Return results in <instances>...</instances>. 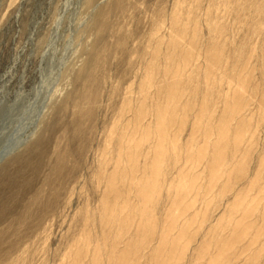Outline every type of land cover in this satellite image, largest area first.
<instances>
[{"label":"rangeland","instance_id":"obj_1","mask_svg":"<svg viewBox=\"0 0 264 264\" xmlns=\"http://www.w3.org/2000/svg\"><path fill=\"white\" fill-rule=\"evenodd\" d=\"M249 2L260 6V17L239 7L247 9ZM188 16L187 24L176 22ZM261 18L264 0H0V264H264V27L254 31L264 25ZM211 21L219 25V38ZM175 36L180 60L166 65ZM209 51L219 60L216 66L207 62ZM183 58L188 64L182 72ZM167 71L180 76L167 80ZM172 91L179 94L176 115L189 118L175 116L169 129L157 113L171 102ZM225 95L240 105L237 116L226 115L228 128L222 126L232 131L229 139L216 121L224 114ZM154 131L164 140L175 136L176 150L164 141L157 159ZM212 141L217 146L211 147ZM190 147L202 151L198 165L191 164ZM217 156L225 157L227 168L214 174L210 167ZM142 204L148 211L146 229L138 225ZM228 209L234 217L221 216ZM222 248L230 251L223 255Z\"/></svg>","mask_w":264,"mask_h":264},{"label":"bare ground","instance_id":"obj_2","mask_svg":"<svg viewBox=\"0 0 264 264\" xmlns=\"http://www.w3.org/2000/svg\"><path fill=\"white\" fill-rule=\"evenodd\" d=\"M216 1H217V0H216ZM224 1H225V0H224ZM229 3H230V2H229ZM249 3H250V2H249ZM223 4L225 5V7L228 6V5H226V3H223ZM195 6H196V1H195ZM249 6H250V7H248L247 9H246V8L244 9L243 6H239V7H240L241 9H243L244 12H246V10H247V11L249 12V14H250V13H253V14L255 13V14L257 15V18L260 17V15L262 14V11H261L260 6H258L257 4L255 5V3H252V4L250 3ZM183 7H184V6H183ZM222 7H223V6H222ZM229 7H231V6L229 5ZM227 8H228V7H227ZM233 8H234V6H233ZM212 9H213V8H212ZM219 9H220V8H219ZM238 9H239V8H238ZM183 10H184V9H183ZM177 11H179V10H177ZM181 11H182V10H181ZM185 11H186V10H185ZM187 11H188V9H187ZM188 12H189V11H188ZM193 12H194V11H193ZM196 12H197V11H196ZM180 13H181V12H180ZM191 13H192V12H191ZM181 14H182V13H181ZM183 14H184V13H183ZM242 15H243V14H242ZM190 16H192V14H190ZM205 16H206V15H205ZM249 17L251 18V16H249ZM182 20H183V19H182ZM188 20H189V16H188L185 20H183V21H180V20H177V21L175 20V21H176L177 23H183V24L185 25V24H187V21H188ZM237 20H238V19H237ZM248 20H249V18H248ZM258 20H259V19H258ZM160 21H161V19H160ZM190 21H191V20H190ZM240 21H241V20H240ZM245 21H246V20H245ZM261 21L264 22V21L262 20V18H261ZM211 22L215 24V25H212V26H213L212 28H213V30H215V31L217 32V34H218L217 36H218V38H219V37L221 36V35H220L221 32H219V29H220V28H219V25H217V22H215V21H211ZM257 22H258V21H257ZM262 22H261V23H262ZM173 23H174V22H173ZM247 23H248V22H247ZM259 23H260V22H258V25H259ZM209 24H210V23H209ZM243 24H244V23H243ZM263 24H264V23H263ZM159 25H160V24H159ZM245 25H248V24L245 23ZM208 27H209V26H208ZM245 27H246V26H245ZM253 27H254V26H253ZM262 27H264V25H259V26H257V27L254 28V31H257V32H258L259 30H262ZM174 28H175V26H174ZM197 28H198V27H197ZM156 29H157V28H156ZM195 29H196V28H195ZM252 29H253V28H252ZM157 30H158V29H157ZM223 30H224V29H223ZM226 30H228V29L226 28L225 31H226ZM169 31H170V30H169ZM254 31H253V32H254ZM263 31H264V30H263ZM263 31H261V32L264 33ZM191 32H192V31H191ZM179 33H180V32H179ZM188 33H189V32H188ZM254 33H255V32H254ZM248 34H249V33H248ZM214 35H215V34H214ZM260 35H261V34H260ZM152 36H153V35H152ZM262 36H263V35H262ZM262 36H261V38H262ZM249 37H250V36H249ZM150 38H151V37H150ZM154 38H155V37H154ZM163 38H164V37H163ZM151 39H152V38H151ZM155 39H156V38H155ZM262 39H263V38H262ZM149 40H150V39H149ZM224 40H225V39H224ZM260 40H261V39H260ZM150 41H151V40H150ZM148 42H149V41H148ZM179 42H180V37H179V36H175V37L172 38V40H171L172 51H171V53L167 54L166 57H165V64H166V65L171 64V63L173 62V60L177 57L176 54H175V49H176V47L178 46ZM213 42H214V41H213ZM189 43H190V42H189ZM189 43H188V44H189ZM194 43H195V42H194ZM222 43H223V41H222ZM186 44H187V43H186ZM186 44H185V45H186ZM201 44H202V43H201ZM198 45H199V44H198ZM245 45H246V43H245ZM154 46H155V45H154ZM166 46H167V44H166ZM166 46H165V47H166ZM186 46H187V45H186ZM188 46H189V45H188ZM198 47H199V46H198ZM153 48H154V47H153ZM170 48H171V47H169V49H170ZM196 48H197V47H196ZM228 48H229V47H228ZM151 49H152V48H151ZM190 49H191V48H190ZM190 49H189V50H190ZM197 49H198V48H197ZM191 50H192V49H191ZM198 50H200V49H198ZM181 51H182V50H181ZM201 51H202V50H201ZM263 51H264V50H263ZM182 52H183V51H182ZM182 52H181V53H182ZM188 52H189V51H188ZM237 52H238L239 56H240V54L242 53L241 50H240V51L238 50ZM178 53L180 54V52H178ZM184 53H186V52H184ZM202 53H203V52H202ZM214 54H215V53H213L212 51H209V53H208V55H207V58H208V59H207V60H208L207 62H209L210 60H212V61H210V62L213 63V64H212L213 66H216L217 58H216V61H215V59H213V58H215V57H214ZM236 54H237V53H236ZM185 56H186V55H185ZM197 56H200V54L197 55ZM158 57H159V56H158ZM161 57H162V56H161ZM204 57H205V56H204ZM216 57H217V56H216ZM223 57H224V56H223ZM241 57H242V56H241ZM180 58H181V57H180ZM189 58H190V61H191L192 57H188V60H189ZM202 58H203V57H202ZM220 58H221V57H220ZM230 58H231V57H230ZM151 59H152V57H151ZM153 59H154V58H153ZM176 59H177V58H176ZM184 59H186V58H183V61H184ZM197 59H199V58H197ZM200 59H201V57H200ZM242 59H243V58H242ZM161 60H162V59H161ZM178 60H180V59H177V61H178ZM193 60H194V59H193ZM203 60H204V59H203ZM203 60H202V61H203ZM205 60H206V59H205ZM197 61H198V60H197ZM218 61H219V60H218ZM218 61H217V63H218ZM220 61H221V60H220ZM222 61H223V60H222ZM157 62H158V61H157ZM179 62H180V61H179ZM179 62H178V64H180ZM186 62H188V61H186ZM231 62H232V61H231ZM239 62H241V61H239ZM182 63H183V62H182ZM184 63H185V61H184ZM184 63L182 64V66H183V67H182V72L186 70V68H187V64H188V63H185V64H184ZM192 63H195V61H193ZM241 63H242V62H241ZM148 64H149V63H148ZM157 64H158V63H157ZM157 64H156V65H157ZM195 64H196V68H197V67H198V66H197V63H195ZM198 64H199V63H198ZM208 64H210V63H208ZM208 64L206 65V68H207ZM227 64H229V63H227ZM154 65H155V63L153 62V64H151L149 68L153 69V66H154ZM172 65H173V64H172ZM189 65H190V64H189ZM157 66H158V65H157ZM178 66H179V65H178ZM178 66H177V67H178ZM203 66H205V64H204ZM209 66H210V65H209ZM213 66H211V67H213ZM190 67H191V65H190ZM192 67H193V66H192ZM194 67H195V66H194ZM194 67H193V68H194ZM178 69H179V68H178ZM207 69H208V68H207ZM207 69H206V70H207ZM210 69H211V68H210ZM212 69H213V68H212ZM215 69H216V68H215ZM189 70H190V69H189ZM191 70H192V69H191ZM194 70H195V69H194ZM199 70H200V69H198V72H197V71H196V72L199 73ZM204 70H205V69H204ZM243 70H244V69H243ZM171 71H174V70H171ZM212 71H213V70H212ZM222 71H223V70H222ZM228 71H229V70H228ZM232 71H233V70H232ZM232 71H231V72H232ZM235 71H236V70H235ZM178 72H179V71H178ZM153 73H155V72L153 71ZM161 73H162V72H161ZM173 73H174V74H173ZM173 73H172V72L169 73V71L165 72V78H166L167 80H168V79L171 80V78H174L176 75H178L177 73L175 74V72H173ZM187 73H188V72H187ZM193 73H194V72H193ZM233 73H235V72H233ZM233 73H232L231 75H233ZM181 74H182V73H181ZM184 74H185V73H184ZM184 74H183V75H184ZM195 74H196V73H195ZM204 74H205V73H204ZM220 74H221V73H220ZM187 75L189 76L190 74H187ZM191 75H192V74H191ZM208 75H209V74H207V76H208ZM162 76H163V75H162ZM178 76H180V75H178ZM223 76H224V75H223ZM233 76H234V75H233ZM237 76H238V75H237ZM146 77H147V76H146ZM193 77H194V76H193ZM161 78H162V77H161ZM175 78H176V77H175ZM215 78H216V77H215ZM227 78H228V77H227ZM232 78H233V77H232ZM245 78H246V77H245ZM144 79H145V78H144ZM159 79H160V78H159ZM166 79H165V80H166ZM180 79H181V78H180ZM141 80H142V79H141ZM156 80H157V79H156ZM170 80H169V81H170ZM178 80H179V78H178ZM178 80L176 81L177 83H178ZM189 80H191V77H189ZM215 80H217V79H215ZM221 80H222V79H220L219 81L221 82ZM238 80H239V78H238ZM151 81H152V76H149L148 79H147V83L150 84ZM158 81H159V80H158ZM161 81H162V79H161ZM182 81H183V80H182ZM224 81H225V80H224ZM224 81H223V82H224ZM232 81H233V80H232ZM232 81H231V82H232ZM166 82H167V81H166ZM197 82H198V81H197ZM157 83H158V82H157ZM164 83H165V82H164ZM174 83H175V82H174ZM181 83H182V85L184 86V84H185L186 82H185L184 84H183V82H181ZM201 83H202V82H201ZM221 83H222V82H221ZM237 83H238V82H237ZM246 83H247V82H246ZM155 84H156V83H155ZM187 84H188V83H187ZM214 84H215V83H214ZM217 84H218V83H217ZM217 84H216V85H217ZM160 85H161V84H160ZM163 85H164V84H163ZM166 85H167V84H166ZM189 85H190V84H189ZM192 85H193V84H192ZM221 85H222V84H221ZM221 85H220V86H221ZM226 85H227V84H226ZM234 85H235V83H234ZM139 86H140V85H139ZM152 86H153V85H152ZM158 86H159V85H158ZM169 86H170V85H169ZM203 86H204V85H203ZM246 86H247V84H246ZM175 87H176V83H175ZM201 87H202V86H201ZM206 87H208V86H206ZM206 87H205V88H206ZM139 88H140V87H139ZM168 88H169V87H168ZM171 88H172V87H171ZM176 88H177V87H176ZM191 88H192V86H191ZM194 89H196V88H194ZM201 89H202V88H201ZM139 90H140V89H139ZM141 90H142V88H141ZM153 90H154V89H153ZM189 90H190V89H189ZM210 90H211V88H210ZM231 90H232V89H231ZM242 90H243V88H242ZM179 91H180V90H179ZM195 91H196V90H195ZM202 91H203V90H202ZM150 92H151V91H150ZM168 92H169V91H168ZM191 92H192V91H191ZM193 92H194V90H193ZM206 92H207V91H206ZM228 92H230V91H228ZM164 93H165V92H164ZM189 93H190V91H189ZM221 93H222V92H221ZM235 93H236V94H237V93H238V94L241 93V88L237 86V89L235 90ZM129 94H130V93H129ZM195 94H196V92H195ZM200 94H202V93H199V95H200ZM224 94H226V93H224ZM244 94H245V93H244ZM244 94H243V95H244ZM133 95H134V94H133ZM140 95H141V92H140L139 96H140ZM150 95H151V94H150ZM211 95H212V94H211ZM221 95H222V94H220V96H221ZM229 95H230V94H229ZM231 95H232V94H231ZM157 96H159V95H157ZM161 96H162V95H161ZM168 96H169V93H168ZM178 96H179V94H178L177 92L172 91V92L170 93V96H169L171 102H169V103L166 104L165 106H162V108H158L159 112L156 111V110L154 109V111H155V112H158L157 114H159L160 117L162 118V123L164 122L163 125H165V126L168 125V127H169V125L173 124V123H174V122H173L174 120L172 121V119H173L175 116H178V115H176V113H177V114L179 113V112L177 111V103H178V98H177V97H178ZM183 96H184V94H183ZM183 96H182V97H183ZM191 96H192V95H191ZM200 96L203 97V94L200 95ZM237 96H239V95H237ZM164 97H165V96H164ZM196 97H197V96H196ZM196 97H195V99H196ZM207 97H208V96H207ZM233 97H234V96H233ZM146 98H147V97H146ZM146 98H145V99H146ZM158 98H159V97H158ZM169 98H168V99H169ZM217 98H218V97H217ZM225 98H226L227 100L225 101V99H224V97H223L224 100H223V99H222V100L225 101V102H224V103L222 102V103L224 104V108H223V109H224V112H223L224 114H223V115H225L226 120L223 118V115H221V116H220V121H218V120H216V121H217V122H220L219 127L222 129V130H221V133H222L223 135L225 134V137L228 138L229 135H231V132H232V131H231L230 134H229V132H228L227 129H223V128H222L223 123H225V128H226V127H227V124L229 123V118H227L226 115H230L231 117H233V116H237L238 113H239V111H240V105H239V103H236V102L234 101V99L232 100V99L229 98V97L227 98L226 95H225ZM143 99H144V98H143ZM176 99H177V100H176ZM181 99H182V98H181ZM188 99H190V97H188ZM188 99H186V101H187ZM204 99H205V98H204ZM207 99H208V98H207ZM219 99L221 100V98H219ZM242 99H243V97H242ZM249 99H250V98H249ZM251 99H252V98H251ZM133 100H134V99H133ZM141 100H142V98H141ZM179 100H180V99H179ZM183 100H185V99L183 98ZM183 100H181L182 103H183ZM193 100H194V99H193ZM145 101H146V100H145ZM188 101H189V100H188ZM191 101H192V100H191ZM202 101H203V100H202ZM216 101H217V100H216ZM244 101H245V100H244ZM135 102H136V101H135ZM137 102H138V101H137ZM151 102H152V101H151ZM203 102H204V101H203ZM210 102H211V100H210ZM218 102H219V101H218ZM245 102H246V101H245ZM245 102H244V103H245ZM131 103H132V102H131ZM131 103H130V104H131ZM133 103H134V102H133ZM185 103H186V102H185ZM201 103H202V102H201ZM205 103H206V101H205ZM205 103H204V104H205ZM242 103H243V102H242ZM127 104H128V103H127ZM138 104H139V103H138ZM138 104H137V105H138ZM145 104H146V103H145ZM187 104H188V103H187ZM194 104H195V103H194ZM198 104L200 105V103H198ZM209 104H210V103H208L207 106H209ZM214 104H215V103H214ZM128 105H129V104H128ZM134 105H135V104H134ZM134 105H133V107H132V110L134 109ZM137 105H136V106H137ZM148 105H149V104H148ZM150 105H152V104H150ZM156 105H157V104H156ZM160 105H161V104H160ZM188 105H189V104H188ZM192 105H193V104H192ZM152 106H153V105H152ZM183 106H184V104H183ZM185 106H186V105H185ZM190 106H191V105H190ZM190 106H189V107H190ZM210 106H211V105H210ZM137 107H138V106H137ZM139 107H140V106H139ZM143 107H144V106H143ZM179 107H180V106H179ZM196 107H197V106H196ZM199 107H201V106H199ZM222 107H223V106H222ZM128 108H130V107H128ZM149 108H151V110H152V107H149ZM149 108L147 107L148 110H149ZM154 108H155V106H154ZM186 108H187V107H186ZM186 108H185V109H186ZM214 108H215V107H214ZM143 109H144V108H143ZM183 109H184V107H183ZM198 109H199V108H198ZM206 109H208V108H206ZM210 109H211V108H210ZM210 109H208V111H209ZM223 109H221V110H223ZM144 110H146V109H144ZM148 110H147V111H148ZM178 110H179V109H178ZM199 110H200V109H199ZM124 111H125V109H124ZM138 111H139V109H138ZM147 111H146V112H147ZM186 111H187V110H186ZM188 111H189V110H188ZM201 111L205 114V108H204V105H203V107L201 108ZM129 112H130V111H129ZM155 112H154V113H155ZM193 112H194V110H193ZM196 112H198V111L196 110ZM199 112H200V111H199ZM220 112H221V111H220ZM149 113H151V112H149ZM183 113H184V112H182V114H181L182 116H181V115H179V116H181V118L183 117V115L187 117V115H185V114H183ZM209 113H210V112H209ZM209 113H208V114H209ZM152 114H153V111H152ZM157 114L154 115L156 118L158 117V116H156ZM179 114H180V113H179ZM189 114H190V113H189ZM194 114H196V113H194ZM208 114H206V117H207ZM212 114H213V113H212ZM215 114H217V113H215ZM132 115H133V114H132ZM125 116H126V115H125ZM146 116H147V115H146ZM148 116H149V115H148ZM179 116H178V117H179ZM188 116H189V115H188ZM209 116H210V115H209ZM198 117H199V116H198ZM201 117H202V116H201ZM206 117H205V118H206ZM240 117H241V116H240ZM123 118H125V117H123ZM123 118H121V120H122ZM151 118H152V115H151ZM158 118H159V117H158ZM175 118H176V117H175ZM175 118H174V119H175ZM188 118H189V117H187L186 119H188ZM192 118H193V117H192ZM216 118H217V116H216ZM118 119H119V118H118ZM128 119H130V118H128ZM149 119H150V118H149ZM179 119H180V118H179ZM182 119H183V118H182ZM186 119L184 118L185 122H188V120L186 121ZM214 119H215V118H214ZM218 119H219V118H218ZM237 119H238V118H237ZM133 120H134V118H133ZM145 120H147V119H145ZM192 120H193V119H192ZM205 120H206V119H205ZM151 121H152V120H151ZM151 121L148 122V123H151ZM153 121H154V120H153ZM156 121L159 122V121H161V120H158V119H157ZM180 121H181V120H180ZM194 121H196V119H194ZM202 121H203V120H202ZM202 121L200 120L201 123H202ZM213 121H214V120H213ZM235 121H236V120H235ZM237 121H238V120H237ZM240 121H241V119H240ZM154 122H155V121H154ZM171 122H172V123H171ZM175 122H176V120H175ZM178 122H179V121H178ZM182 122H183V121H182ZM196 122H197V121H196ZM196 122H195V124H196ZM203 122H205V121H203ZM211 122H212V121H211ZM211 122H209V123H211ZM214 122H215V121H214ZM232 122H233V121L230 120V123H232ZM160 123H161V122H160ZM162 123H161V124H162ZM165 123H166V124H165ZM188 123H189V122H188ZM201 123H200V124H201ZM119 124H120V123H119ZM121 124H122V122H121ZM143 124H144V123H143ZM156 124H157V123H156ZM174 124H175V123H174ZM181 124H182V123H181ZM190 124H192V123L190 122ZM198 124H199V123H198ZM202 124H203V123H202ZM204 124H205V123H204ZM204 124H203V125H204ZM212 124H213V123H212ZM144 125H145V124H144ZM153 125L155 126V124H153ZM159 125H160V124H158V126H159ZM182 125H183V124H182ZM205 125H206V124H205ZM208 125H210V124H208ZM117 126H118V124H117ZM130 126H131V125H130ZM149 126H150V125H149ZM149 126H148V127H149ZM173 126H175V125H173ZM176 126H177V125H176ZM183 126H184V125H183ZM193 126H194V125H193ZM211 126H215V125L213 124V125H211ZM113 127H114V126H113ZM119 127H120V126H119ZM119 127H118V128H119ZM128 127H129V126H128ZM166 127H167V126H166ZM177 127H178V126H177ZM191 127H192V126H191ZM194 127H195V126H194ZM206 127H207V126H206ZM209 127H210V126H209ZM209 127H207V129H206V128H203V129H204V130H209V129H208ZM162 128H164V127H162ZM171 128H172V127H169V129H171ZM214 128H215V127H214ZM227 128H228V127H227ZM111 129H112V128H111ZM115 129H116V128H115ZM140 129H141V127H140ZM142 129H143V128H142ZM146 129H148V128H146ZM178 129H179V128H178ZM116 130H117V129H116ZM123 130H124V129H123ZM150 130H151V129H150ZM212 130H213V129H212ZM216 130H217V129H216ZM216 130H215V131H216ZM230 130H231V127H230ZM137 131H138V130H137ZM165 131L167 132L168 129H166ZM172 131H173V130H172ZM192 131H193V130H192ZM217 131H218V130H217ZM117 132H118V131H117ZM122 132H123V131H122ZM122 132H121V134H122ZM132 132H133V130H132ZM143 132H144V129H143ZM154 132H156V131H154ZM154 132H152L153 135H154L153 138H154V142H156V146H157V147H156V150L154 151V154L156 155L155 157H156L157 159H159V158L161 157V155H162V151L164 150V149H163V148L165 147V146L163 147V143H164V141H167V142H168V145L171 146V148L173 149V151L176 150V147H177V144H178V143H177V144L174 143L173 140H174V138H176L174 135H173L174 138H172L173 140H168V139H167V140H166V139L164 140V134H160V133L158 134V132H156V134H154ZM160 132L162 133V131H160ZM163 132H164V131H163ZM168 132H171V131L169 130ZM197 132H198V131H197ZM126 133H127V132H126ZM133 133H134V132H133ZM146 133H147V132H146ZM200 133H201V132H200ZM203 133H205V132H203ZM209 133H210V132H209ZM115 134H116V132H115ZM143 134H144V133H143ZM148 134H149V133H148ZM168 134H169V133H168ZM198 134H199V133H198ZM201 134H202V133H201ZM211 134H212V133H211ZM217 134H218V133H217ZM233 134H234V133H233ZM122 135H123V134H122ZM126 135H127V134H126ZM134 135H135V134H134ZM138 135H139V133H138ZM146 135H147V134H146ZM150 135H151V134H150ZM171 135H172V134H171ZM175 135H176V134H175ZM214 135H215V134H214ZM151 136H152V135H151ZM167 136H168V135H167ZM173 136H170V134H169V138H170V137H173ZM237 136H238V135H237ZM121 137H123V136H121ZM131 137H132V136H131ZM136 137H137V135H136ZM136 137H135V138H136ZM140 137H141V135H140ZM149 137H150V136L148 135V138H149ZM202 137H203V136H202ZM202 137H200V138L202 139ZM230 137H231V136H230ZM144 138H145V136H144ZM166 138H168V137H166ZM188 138H189V137H188ZM190 138H191V137H190ZM198 138H199V137H198ZM198 138H197V139H198ZM142 139H143V137H142ZM150 139H151V137H150ZM170 139H171V138H170ZM176 139H177V138H176ZM192 139H193V138H192ZM204 139H205V138H204ZM216 139H217V138H216ZM219 139H220V138H219ZM228 139H229V138H228ZM117 140H119V139H117ZM146 140H147V139H146ZM188 140H189V139H188ZM193 140H194V139H193ZM207 140H208V139H207ZM119 141H120V140H119ZM121 141H123V140H121ZM121 141H120V142H121ZM126 141H127V140H126ZM135 141H136V139H135ZM140 141H141V140H140ZM149 141H150V140H149ZM195 141H197V140H195ZM205 141H206V140H205ZM117 142H118V141H117ZM132 142H133V141H132ZM141 142H142V141H141ZM144 142H145V140H144ZM150 142H151V141H150ZM150 142H148V143L150 144ZM207 142H208V141H207ZM216 142H217V141H216ZM216 142H215V144H216ZM122 143H123V142H122ZM130 143H131V142H130ZM192 143H194V141H193ZM227 143H228V140H227ZM116 144H117V143H116ZM120 144H121V143H120ZM124 144H125V142H124ZM132 144H133V143H132ZM142 144H143V142H142L140 145H142ZM164 144H165V143H164ZM187 144H188V143H187ZM196 144H197V143H196ZM196 144H194V145H196ZM206 144H207V143H206ZM209 144H210V143H209ZM209 144H207V146H208ZM211 144H213V141H212ZM215 144H213V146H211V147H214ZM222 144H223V143H222ZM146 145L148 146V144H146ZM151 145H152V144H151ZM151 145H150V146H151ZM184 145H185V144H184ZM184 145H183V147H184ZM197 145H199V144H197ZM197 145H196V146H197ZM228 145H230V144H228ZM121 146H122V145H120V147H121ZM136 146H137V145H136ZM152 146H153V145H152ZM166 146H167V144H166ZM181 146H182V144H181ZM200 146H201V145H200ZM216 146H217V144H216ZM120 147H119V148H120ZM134 147H135V146H134ZM153 147H154V146H153ZM208 147H209V146H208ZM142 148H144V150H145L146 147L144 146V147H142ZM147 148H150V147H147ZM190 148H191V147H190ZM190 148H189V149H190ZM192 148H194V147H192ZM192 148H191V153L193 152V151H192V150H193ZM228 148H229V146H228ZM122 149H123V148H122ZM165 149H166V148H165ZM213 149H214V148H213ZM213 149H212V150H213ZM217 149H218V148H217ZM217 149H215V150H216V151H219V150H217ZM238 149H239V148H238ZM244 149H245V148H244ZM149 150H150V152H151V149H149ZM182 150H183V148H182ZM230 150H231V149H230ZM236 150H237V149H236ZM236 150H235V151H236ZM112 151H113V150H112ZM121 151H122V150H121ZM126 151H127V150H126ZM170 151H171V149H170ZM185 151H186V149H185ZM185 151H184V153H185ZM216 151H215V153H216ZM227 151H228V149H227ZM235 151H234V152H235ZM240 151H241V150H240ZM142 152H143V150H142ZM144 152H145V151H144ZM150 152H149V155L151 154ZM166 152L169 153V150H167ZM166 152H165V153H166ZM171 152H172V151H171ZM194 152H195V151H194ZM194 152H193V154H194ZM231 152H232V150H231ZM114 153H115V152H114ZM121 153H122V152H121ZM135 153H136V152H135ZM146 153H148V152H146ZM146 153H145V154H146ZM201 153H202V151H201V152H195V154H194V159H190V160H192V163H191V164L195 165V164H197V162H198V163L200 162V160H199V156L202 155ZM227 153H228V152H227ZM238 153H239V151H238ZM261 153H262V152H261ZM132 154H133V152H132ZM132 154H131V155H132ZM172 154H173V153H172ZM193 154H192V155H193ZM206 154H207V152H206ZM216 154H217V153H216ZM216 154H214V155H216ZM228 154L230 155V153H228ZM228 154H227V155H228ZM106 155H107V154H106ZM125 155H126V154H124V157H125ZM179 155H180V154H179ZM181 155H182V153H181ZM212 155H213V153H212ZM214 155H213L212 157H214ZM225 155H226V154H225ZM227 155H226V156H227ZM259 155H260V154H259ZM263 155H264V154H263ZM137 156H138V155H137ZM167 156H168V155H167ZM167 156H165V157L167 158ZM173 156H174V155H173ZM206 156H207V155H206ZM206 156L204 155L203 158H205ZM261 156H262V155H261ZM134 157H135V156H134ZM148 157H149V156H148ZM165 157H162V158L165 159V163H166V158H165ZM182 157H183V156H182ZM182 157H181V158H182ZM186 157H188V156H186ZM186 157H183V158H185V160H186V159H187ZM235 157H236V156H235ZM263 157H264V156H263ZM108 158H109V157H108ZM122 158H123V157H122ZM168 158H169V157H168ZM207 158H208V159H211L210 157H207ZM217 158L219 159V161H218V162L214 161V163H213L212 166L210 167V171H211V173H214V174H217V171H218L219 168H225V167L227 168V166H225V163H226V162L223 161V159H225V157H224L223 159H221L220 157L217 156ZM226 158L228 159V157H226ZM229 158H230V157H229ZM232 158H233V157H232ZM110 159H111V157H110ZM110 159H108V160H110ZM136 159H137V158H136ZM140 159H141V158H140ZM227 159H226V161H227ZM260 159H261V158H260ZM106 160H107V159H106ZM112 160H113V159H112ZM121 160H122V159H121ZM147 160H148V159H147ZM202 160H203V159H202ZM214 160H215V159H214ZM230 160H231V159H230ZM119 161H120V160H119ZM124 161H125V160H124ZM142 161H143V160H142ZM163 161H164V160H163ZM167 161H168V160H167ZM104 162H105V160H104ZM115 162H116V161H115ZM125 162H126V161H125ZM140 162H141V161H140ZM156 162H157V161H156ZM202 162L204 163V161H202ZM211 162H213L212 159H211L210 163H211ZM231 162H232V161H231ZM235 162H236V160H235ZM258 162H260V160H259ZM108 163H109V162H108ZM108 163H107V164H108ZM121 163H122V162H121ZM138 163H139V162H138ZM142 163H143V162H142ZM153 163H154V162H153ZM165 163H164V164H165ZM167 163H168V162H167ZM208 163H209V162H208ZM208 163L206 164V166L208 165ZM210 163H209V164H210ZM237 163H238V162H236V165H237ZM109 164H110V163H109ZM189 164H190V163H189ZM154 165H155V164H154ZM160 165H161V164H160ZM160 165H159V167H160ZM197 165H198V164H197ZM228 165H229V163H228ZM234 165H235V164H234ZM118 166H120V165H118ZM166 166H167V165H166ZM204 166H205V165H204ZM230 166H231V165H230ZM148 167H149V166H148ZM151 167H152V166H151ZM161 167H162V166H161ZM191 167H192V165H191ZM116 168H117V167H116ZM119 168H120V167H118V169H119ZM163 168H164V167H163ZM165 168H166V167H165ZM165 168H164V170H165ZM167 168H168V167H167ZM167 168H166V170H167ZM199 168H200V167H199ZM206 168H207V167H206ZM226 168H225V169H226ZM233 168H234V166H233ZM233 168H232V169H233ZM260 168H261V167H260ZM123 169H124V168H123ZM141 169H142V168H141ZM144 169H145V168H144ZM157 169L160 170V169H162V168H157ZM190 169H191V168H190ZM229 169H230V167H229ZM232 169H231V170H232ZM258 169H259V167H258ZM115 170H116V169H115ZM126 170H127V168H126ZM148 170H149V169H148ZM154 170H156V169H154ZM166 170H165V171H166ZM174 170H175V169H174ZM207 170H209V168H207ZM117 171H118V170H117ZM161 171H162V170H161ZM165 171H163V174L165 173ZM168 171H169V170H168ZM178 171H179V170H178ZM190 171H191V170H190ZM190 171H187V172H190ZM200 171H201V170H200ZM202 171H203V170H202ZM232 171H234V170H232ZM255 171H256V170H255ZM257 171H258V170H257ZM175 172H176V171H175ZM175 172H173V175L175 174ZM194 172L196 173V170H194ZM194 172L191 171V173H194ZM218 172H219V171H218ZM223 172H224V170H223ZM226 172H227V171H226ZM226 172H225V173H226ZM258 172H260V171H258ZM117 173H119V171H118ZM157 173H158V174H161V173H159V172H157ZM167 173H168V172H167ZM207 173H208V172H207ZM220 173H221V172H220ZM228 173H229V172H228ZM245 173H246V172H245ZM252 173H253V172H252ZM254 173H255V172H254ZM263 173H264V172H263ZM111 174H112V173H111ZM145 174H146V173H145ZM182 174H183V173H182ZM197 174H199V173H197ZM222 174H223V173H222ZM230 174L233 176L232 172H230ZM235 174H236V173H235ZM239 174H240V173H239ZM256 174H257V173H256ZM192 175H193V174H192ZM225 175H226V174H225ZM241 175H243V174H241ZM254 175H255V174H254ZM149 176H150V175H149ZM158 176H159V175H158ZM169 176H170V174H169ZM193 176L195 177V175H193ZM197 176H198V175H197ZM197 176H196V177H197ZM238 176H239V175H238ZM252 176H253V175H252ZM261 176H262V175H261ZM151 177H152V176H151ZM155 177H157V176H155ZM159 177H160V176H159ZM214 177H215V176H214ZM214 177H213V180H214ZM223 177H224V176H223ZM236 177H237V176H235L234 179H235ZM242 177H243V176H242ZM132 178H133V177H132ZM136 178H137V177H136ZM136 178H134V179H136ZM143 178H144V177H143ZM143 178H142V179H143ZM161 178H162V177H161ZM182 178L184 179V177H182ZM210 178H211V177H210ZM252 178H253V177H252ZM144 179H145V178H144ZM146 179H147V182H148V179H152V178L149 177V178H146ZM146 179H145V180H146ZM196 179H197V178H196ZM222 179H223V178H222ZM231 179H232V178H230L229 181H231ZM237 179H238V178H237ZM259 179H260V177H259ZM125 180H126V179H125ZM140 180H141V178H140ZM256 180H257V179H256ZM260 180H261V179H260ZM108 181L111 182V179H108ZM119 181H120V180H119ZM135 181H136V180H135ZM135 181H134V182H135ZM137 181H138V183H139V180H137ZM187 181H188V180H187ZM197 181H198V180H197ZM215 181H216V180H215ZM249 181H250V180H249ZM142 182H143V181H141L140 184H142ZM147 182H146V183H147ZM174 182H175V181H174ZM189 182H190V181H189ZM192 182H193V181H192ZM213 182H214V181H213ZM231 182H232V181H231ZM257 182H259V181H257ZM138 183H137V184H138ZM150 183H151V182H150ZM182 183H183V181H182ZM184 183H185V182H184ZM254 183H255V182H254ZM130 184H131V183H130ZM133 184H134V183H133ZM135 184H136V182H135ZM156 184H157V183H156ZM162 184H163V183H162ZM196 184H197V183H196ZM210 184H211V181H210ZM215 184H216V183H215ZM107 185H110V183H109V184L107 183ZM231 185H232V184H231ZM254 185H255V184H254ZM112 186H113V185H112ZM120 186H121V188H123L122 185H120ZM137 186L139 187V185H137ZM146 186H147V185H145V188H146ZM149 186H150V185H149ZM155 186H156V185H155ZM193 186H194V185H193ZM130 187H131V186H130ZM140 187H141V185H140ZM158 187H159V186H158ZM188 187H189V186H188ZM241 187H242V186H239V189H240ZM243 187H244V186H243ZM245 187H246V186H245ZM124 188H125V187H124ZM124 188H123V190L125 191L126 188H125V189H124ZM141 188H142V187H141ZM148 188H149V187H148ZM153 188H154V186H153ZM193 188H194V187H193ZM232 188H233V187H232ZM232 188H231V189H232ZM111 189H112V188H111ZM111 189H109V192H110ZM115 189H116V188H115ZM185 189H186V188H185ZM187 189H188V188H187ZM216 189H217V188H216ZM233 189H234V188H233ZM233 189H232V190H233ZM244 189H245V188H243V191H245ZM129 190H130V189H129ZM144 190H145V192H146L147 188L144 189ZM188 190H190V189H188ZM219 190H220V189H219ZM117 191H118V190H117ZM126 191H127V190H126ZM131 191H132V190H131ZM141 191H142V190H141ZM141 191H140V192H141ZM157 191H158V188H157ZM174 191L176 192L175 189H174ZM243 191H242V192H243ZM109 192H108V193H109ZM120 192H121V191H120ZM127 192L130 193L129 191H127ZM143 192H144V191H142V193H143ZM145 192H144V193H145ZM161 192H162V191H161ZM234 192H235V191H234ZM236 192H237V191H236ZM238 192H239V193H238V195H239V194H240V191H238ZM118 193H119V192H118ZM142 193H141L140 195H142ZM149 193H150V192H149ZM158 193H159V192H158ZM221 193H222V192H221ZM112 194H113V193H112ZM119 194H120V193H119ZM119 194H118V195H119ZM134 194H135V193H134ZM177 194H178V193H177ZM262 194H263V192H262ZM115 195H116V194H115ZM120 195H121V194H120ZM122 195H123V194H122ZM124 195L126 196V193H125ZM135 195H136V194H135ZM135 195H134V196H135ZM146 195H149L148 192H147ZM162 195H163V193H162ZM179 195H180V194H179ZM236 195H237V193H236ZM143 196H144V195H143ZM149 196H151V195H149ZM183 196H184V195H183ZM233 196H234V195H233ZM113 197H114V196H113ZM121 197H122V196H121ZM126 197H128V196H126ZM130 197H131V196H130ZM154 197H155V195H154ZM161 197H162V196H161ZM164 197H166V196L164 195ZM164 197H163V198H164ZM122 198H123V197H122ZM233 198H234V197H232V199H233ZM238 198H239V196H238ZM125 199H126V198H125ZM136 199H137V198H136ZM139 199H140V197H139ZM141 199H142V198H141ZM159 199H160V198H159ZM195 199H196V198H195ZM234 199H235V198H234ZM259 199H260V198H259ZM128 200H129V199H128ZM173 200H174V199H173ZM261 200H262V199H261ZM112 201H113V200H112ZM124 201H125V200H124ZM133 201H134V200H133ZM144 201H145V200H144ZM160 201H161V200H160ZM186 201H187V200H186ZM193 201H194V200H193ZM226 201H227V200H225L224 202H226ZM233 201H234V200H232V202H233ZM107 202H108V201H107ZM115 202H116V201H115ZM122 202H123V201H122ZM130 202H131V201H130ZM145 202H146V201H145ZM184 202H185V200H184ZM195 202H196V201H195ZM232 202H231V203H232ZM105 203H106V202H105ZM179 203H180V202H179ZM187 203H189V202H187ZM106 204H107V203H106ZM127 204H128V203H127ZM131 204H133V203H131ZM143 204H144V202H143ZM143 204H142V205H143ZM181 204H184V203L182 202ZM232 204H233V203H232ZM253 204H254V203H253ZM128 205H130V204H128ZM134 205H135V204H134ZM142 205H141V206H142ZM155 205H156V204H155ZM223 205H225V204H223ZM227 205H228V204H227ZM254 205H255V204H254ZM254 205H253V206H254ZM257 205H258V204H257ZM123 206H124V205H123ZM138 206H140V205H138ZM146 206H147V205H146ZM178 206H180V205H178ZM182 206H183V205H182ZM236 206H237V205H236ZM130 207H131V206H130ZM156 207H157V205H156ZM176 207H177V206H176ZM184 207H185V206H184ZM219 207H220V206H219ZM111 208H113V207H111ZM131 208H132V207H131ZM226 208H227V206H226ZM114 209H116V208H113V210H114ZM132 209H133V208H132ZM135 209H136V208H135ZM176 209H178V207H177ZM229 209H230V208H229ZM229 209H228V211H224L226 215H225V214H223V215L221 214V216H223L224 218H225V217L227 218V215H230ZM237 209H238V208H237ZM263 209H264V207H263ZM137 210H138V209H137ZM234 210H235V209H234ZM106 211H107V210H106ZM109 211H111V210H109ZM114 211H115V210H114ZM114 211H113V213H114ZM119 211H120V210H119ZM119 211H118V213L123 212V211H120V212H119ZM124 211H126V210H124ZM185 211H186V210H185ZM191 211H192V210H191ZM191 211H190V212H191ZM194 211H195V210H194ZM176 212H177V211H176ZM180 212H181V211H180ZM224 212H223V213H224ZM227 212H228V213H227ZM231 212H232V211H231ZM260 212H261V211H260ZM262 212H263V210H262ZM111 213H112V212H111ZM127 213H128L129 215H131L129 212H127ZM127 213H126V214H127ZM136 213H137V212H136ZM140 213H141V216H139V221L137 220L138 223H139L138 225H139V227H141V228H143V229H146V228H147V225H148V222H147V214H148V211H147V207H145V205L142 206V209H141V212H140ZM192 213H193V212H192ZM242 213H243V212H242ZM105 214H106V213H105ZM128 214H127V215H128ZM174 214H175V213H174ZM180 214H181V213H180ZM185 214H186V213H185ZM231 214L233 215V213H231ZM261 214H262V213H261ZM113 215H114V214H113ZM129 215H128V216H129ZM136 215H137V214H136ZM161 215H162V214H161ZM177 215H178V214H177ZM183 215H184V214H182V216H183ZM188 215H189V214H188ZM188 215H187V217H188ZM194 215H195V214H194ZM197 215H198V214H197ZM224 215H225V216H224ZM107 216H108V215H107ZM109 216H111V219L114 218V217L112 218V215H109ZM109 216H108V217H109ZM156 216H157V215H156ZM174 216L176 217V215H174ZM190 216H191V215H190ZM230 216H231V215H230ZM250 216H251V215H250ZM259 216H260V214H259ZM262 216H263V214H262ZM104 217H105V216H104ZM108 217H107V219H108ZM125 217H126V216H125ZM131 217H133V216H131ZM161 217H162V216H161ZM177 217H178V216H177ZM231 217H234V216H231ZM119 218H120V217H119ZM129 218H130V217H129ZM167 218H168V217H167ZM218 218H219V216H218ZM236 218H237V217H236ZM257 218H258V217H257ZM263 218H264V217H263ZM263 218H262V219H263ZM104 219H105V218H103V221H105ZM123 219H124V218H123ZM179 219H180V218H179ZM195 219H196V217H195ZM203 219H204V217H203ZM231 219H232V218H230V220H231ZM114 220H115V218H114ZM114 220H113V222H114ZM124 220H127V219H124ZM124 220H123V221H124ZM132 220H133V219H132ZM170 220H171V219H170ZM170 220H169V221H170ZM181 220H182V219H181ZM217 220H218V221H219V220L222 221L223 219H217ZM217 220H216V221H217ZM224 220H225V219H224ZM228 220H229V219H228ZM230 220H229V221H230ZM233 220H234V218H233ZM256 220H257V219H256ZM103 221H102V222L100 221V222H101L100 224H103ZM127 221H128V220H127ZM135 221H136V219H135ZM183 221H184V220H183ZM183 221H182L181 224H183V223L186 221V219H185L184 222H183ZM187 221H188V220H187ZM213 221H214V220H213ZM225 221H226V220H225ZM234 221H236V220H234ZM234 221L231 222L230 225H231L232 223H234ZM241 221H242V220H241ZM120 222H121V221H120ZM124 222H126V221H124ZM130 222H131V221H130ZM157 222H158V221H157ZM175 222L178 223L179 221L176 220ZM189 222H190V224H191V222H193V221H192V220H191V221L189 220ZM116 223H117V222H116ZM118 223H119V222H118ZM122 223H123V222H122ZM132 223H133V222H132ZM199 223H201V222H199ZM214 223H215V222H214ZM218 223H219V222H218ZM222 223H223V222H222ZM224 223H225V222H224ZM133 224H135V223H133ZM184 224H185V223H184ZM186 224H187V223H186ZM195 224H196V222H195ZM210 224H211V223H210ZM238 224H239V223H238ZM119 225H120V224H119ZM150 225H151V223H150ZM218 225H219V224H218ZM224 225H225V224H224ZM224 225H223V226H224ZM230 225H229V227H230ZM232 225H233V224H232ZM232 225H231V226H232ZM132 226H133V225H132ZM155 226H156V225H155ZM185 226H186V225H185ZM185 226H184V228H185ZM187 226H188V225H187ZM192 226H194V225H192ZM201 226H202V225H201ZM223 226H222V227H223ZM117 227H118V225H117ZM177 227H178V225H177ZM189 227H190V226H189ZM213 227H214V225H213ZM215 227H216V226H215ZM215 227H214V228H215ZM222 227H221V228H222ZM229 227H228V228H229ZM136 228H137V225H136ZM228 228H226V229L229 230ZM230 228H231V227H230ZM123 229H124V228H123ZM191 229H192V228H191ZM238 229H239V228H238ZM263 229H264V228H263ZM127 230H128V229H127ZM176 230H177V229H176ZM176 230H175V231H176ZM180 230H181V229H180ZM182 230H183V229H182ZM182 230H181V231H182ZM196 230H197V228H196ZM207 230H208V229H207ZM129 231H130V230H129ZM205 231H206V230H205ZM205 231H204V232H205ZM208 231H210V230H208ZM211 231H212V229H211ZM215 231H216V230H215ZM240 231H241V230H240ZM240 231H239V232H240ZM128 233H129V232H128ZM131 233H133V232H131ZM159 233H160V232H159ZM187 233L189 234L190 232L187 231ZM187 233H186V234H187ZM197 233H198V231H197ZM209 233H210V232H209ZM213 233H214V232H213ZM218 233H219V235H220V232H218ZM179 234H180V233H179ZM188 234H187V235H188ZM214 234H215V233H214ZM240 234L250 235V234H252V233H251V232L249 233V232H247V231L244 233V231L242 230V231L240 232ZM254 234H255V233H254ZM129 235H130V234H129ZM184 235H185V233L183 234V236H184ZM191 235H192V234L190 233V237H191ZM202 235H204V234H202ZM217 235H218V234H217ZM217 235H216V236H217ZM223 235H224V234H223ZM225 235H226V234H225ZM131 236H132V235H131ZM160 236H161V235H160ZM163 236H164V235H163ZM216 236H215V237H216ZM221 236H222V235H221ZM229 236H230V235H229ZM241 236H242V235H240V237H241ZM128 237H129V236H128ZM134 237H136V236H134ZM172 237H173V236H172ZM181 237H182V236H181ZM185 237H186V235H185ZM192 237H193V236H192ZM196 237H197V234H196ZM211 237H212V236H211ZM217 237H218V236H217ZM129 238L132 239L133 237H132V238L129 237ZM162 238H164V237H162ZM168 238H169V237H168ZM183 238H184V237H183ZM204 238H205V237H204ZM218 238L220 239V236H219ZM209 239H210V238H209ZM223 239H224V238H223ZM132 240H133V239H132ZM191 241H192V240H191ZM203 241H204V240H203ZM103 243H104V242H103ZM215 243H216V242H215ZM224 243H226V241H224ZM168 244H169V243H168ZM201 245H202V244H200V246H201ZM216 245H217V244H216ZM248 245H249V244H248ZM179 246H180V245H179ZM179 246H177V247H179ZM214 246H215V245H214ZM145 247H147V246H145ZM182 247H183V246H182ZM183 248H184V247H183ZM183 248H182V249H183ZM143 249H144V248H143ZM177 249H178V248H177ZM144 250H145V249H144ZM184 250H185V249H184ZM198 250H199V249H198ZM165 251L168 252V250H166V249H165ZM176 251H177V250H176ZM200 251H201V250H200ZM228 251H230L229 248H228V249H227V248H222V249H221V253H222L223 255H224L225 253H227ZM166 252H165V253H166ZM258 252H259V251H258ZM258 252H257V253H258ZM128 253H130V252L128 251ZM197 253H198V251H197ZM126 254H127V253H126ZM139 254H140V253H139ZM223 255H222V258H223ZM136 256H137V254H136ZM259 256H260V255H259ZM118 257H119V256H118V254H117V256H116V260L118 259ZM127 257H128V256H127ZM140 257H141V256H140ZM177 257H178V256H177ZM200 257H201V256H200ZM253 257H254V256H253ZM204 259H205V258H204ZM252 259H253V258H252ZM122 260H123V259H122ZM134 260H136V259H134ZM126 261H127V260H126ZM207 261H208V260H207ZM223 261H224V260H223ZM132 262H133V261H132ZM144 262H145V260H144ZM147 262H148V261H147ZM204 262H205V261H204ZM204 262H203V263H204ZM136 263H137V262H136ZM145 263H146V262H145ZM208 263H210V262H208ZM254 263H255V262L252 260V262H251L250 264H254ZM160 264H162V260H161V263H160ZM210 264H211V263H210Z\"/></svg>","mask_w":264,"mask_h":264}]
</instances>
